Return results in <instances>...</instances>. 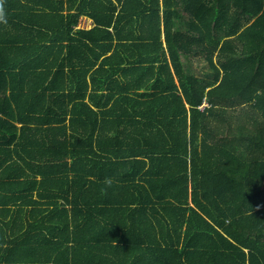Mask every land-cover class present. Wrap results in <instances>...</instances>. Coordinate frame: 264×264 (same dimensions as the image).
I'll return each mask as SVG.
<instances>
[{
	"label": "trees",
	"instance_id": "obj_1",
	"mask_svg": "<svg viewBox=\"0 0 264 264\" xmlns=\"http://www.w3.org/2000/svg\"><path fill=\"white\" fill-rule=\"evenodd\" d=\"M35 1L4 3L0 264H264V0H81L59 44Z\"/></svg>",
	"mask_w": 264,
	"mask_h": 264
},
{
	"label": "crops",
	"instance_id": "obj_2",
	"mask_svg": "<svg viewBox=\"0 0 264 264\" xmlns=\"http://www.w3.org/2000/svg\"><path fill=\"white\" fill-rule=\"evenodd\" d=\"M80 1L81 0H36L34 3V11L32 13H30V15H27L23 19L22 25L27 26L29 29H32L33 32H35V33H41V37L44 39H48L50 37V35L52 37L53 33L55 32L56 33V40H57L58 44L63 43V42H65L64 32L66 30H68L67 28L69 27L68 25H66V17L69 20V16H66V15L70 12H75L77 9L79 10ZM111 1L116 4V11H115V14H116L117 11L120 9V4L122 2L119 3L118 0H111ZM63 17H64V20H63ZM26 21H28V23ZM113 22L114 21H112V23ZM184 24H186V22H184ZM95 25L97 26L98 24L90 16L89 11L88 10H81L80 13L76 16V18L71 23V31L75 32L76 29H91V28L95 27ZM3 27H4V24L0 23V38H5L7 36L9 38H11L12 35H11L10 31H8V33L6 35H2L4 33V31L6 30L7 26H5L4 28ZM101 27H105L104 23L101 25ZM161 27H162V25H161ZM9 28H11V27H9ZM116 28H119V27L116 25ZM109 29L114 31V29H112V26H109ZM12 32L14 33V35H13V39H14L16 37V34H17V29H16V31H15V29H12ZM24 34L30 35L31 33L24 31ZM163 37H164L163 32H161L160 38L162 40H163ZM86 41H89V40L86 39ZM114 41H116V39ZM163 45H164V43H163ZM109 53L110 52L107 51L106 55H108ZM63 55L60 58H62ZM193 56L195 57L197 55H193V54L188 55V56H186L188 59H185L184 57H182V61L185 64L184 65L185 70H186V67L188 65L187 61L189 60L190 57H193ZM200 56L203 57L202 55H200ZM72 61L77 62V58L73 57ZM170 69H172V68L170 67ZM190 71H191V73H193L191 68H190ZM206 74H208V72ZM125 79H132V78L126 77ZM173 79H174L175 83H177L176 76H173ZM121 90L122 89H119L117 91H120L119 92L120 94H134L133 92L136 91L137 89L130 88L128 90L124 89V91H121ZM140 90H143V89H139L138 91H140ZM144 90L145 91H151L152 89H144ZM157 93L161 94V92H157ZM205 103H206V101L202 102V104L199 106V108L203 109L204 108L203 105ZM211 119H212L211 123L215 125L216 129L219 132L218 136H222V133H223L222 131H223V127H224L223 121L218 119L216 116L214 118H211ZM108 126H110V124ZM217 130H215V131H217ZM214 132H212L211 134L213 135ZM213 136H215V135H213ZM137 178H138V176H137ZM45 201H47V200H44V202L42 201L41 203L43 204V208L47 207L48 210L43 211L41 213V215L47 213L49 211V209L52 208V205L46 204ZM29 207H31V206H29ZM125 207L132 209V210H141L135 204H129V206H125ZM123 220H125V218H123ZM184 226H185V224L183 225V228H184ZM169 235H173V232L170 231ZM29 237H31L33 239H39V238H41V235H29ZM181 259L184 261V264H188L184 255L182 256ZM177 260L178 259L175 258L174 262H176ZM172 264H176V263H172Z\"/></svg>",
	"mask_w": 264,
	"mask_h": 264
},
{
	"label": "rangeland",
	"instance_id": "obj_3",
	"mask_svg": "<svg viewBox=\"0 0 264 264\" xmlns=\"http://www.w3.org/2000/svg\"><path fill=\"white\" fill-rule=\"evenodd\" d=\"M186 18H188V14L186 12H183L181 20H186ZM186 24H184V22H182L180 24V27H184ZM187 64L189 65V67L191 68V70L193 71V74H195L196 76H204L207 79L212 77L211 70L207 64V62L205 61V59L203 57H201L200 55L197 56H193L190 57L189 60L187 61ZM172 68V67H171ZM173 71V68L171 69ZM174 72V71H173ZM208 72V74H206ZM205 100H203L204 102ZM248 152V150H244V153ZM249 154V152H248Z\"/></svg>",
	"mask_w": 264,
	"mask_h": 264
},
{
	"label": "clouds",
	"instance_id": "obj_4",
	"mask_svg": "<svg viewBox=\"0 0 264 264\" xmlns=\"http://www.w3.org/2000/svg\"><path fill=\"white\" fill-rule=\"evenodd\" d=\"M4 3L5 0H0V23H6L7 22V17H6V12H5V8H4ZM103 183L107 186V187H111L113 180L110 177H106L105 180L103 181Z\"/></svg>",
	"mask_w": 264,
	"mask_h": 264
}]
</instances>
